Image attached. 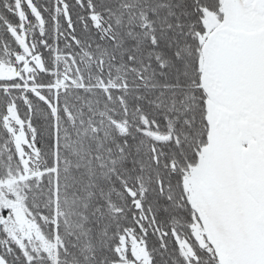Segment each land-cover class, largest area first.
<instances>
[{
    "label": "snow or ice",
    "instance_id": "1",
    "mask_svg": "<svg viewBox=\"0 0 264 264\" xmlns=\"http://www.w3.org/2000/svg\"><path fill=\"white\" fill-rule=\"evenodd\" d=\"M0 264H264V0H0Z\"/></svg>",
    "mask_w": 264,
    "mask_h": 264
}]
</instances>
